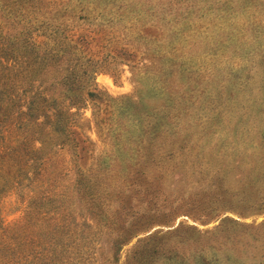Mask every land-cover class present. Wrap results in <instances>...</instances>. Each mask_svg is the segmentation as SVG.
Masks as SVG:
<instances>
[{
	"label": "rangeland",
	"instance_id": "374dc122",
	"mask_svg": "<svg viewBox=\"0 0 264 264\" xmlns=\"http://www.w3.org/2000/svg\"><path fill=\"white\" fill-rule=\"evenodd\" d=\"M25 6L12 15L76 44L98 101L61 140L35 116L0 115L1 258L162 264L172 246L195 252L182 237L196 228L216 231L200 251L213 264H264V0Z\"/></svg>",
	"mask_w": 264,
	"mask_h": 264
},
{
	"label": "trees",
	"instance_id": "16d2710c",
	"mask_svg": "<svg viewBox=\"0 0 264 264\" xmlns=\"http://www.w3.org/2000/svg\"><path fill=\"white\" fill-rule=\"evenodd\" d=\"M27 1L4 0L0 5L5 11L0 13V115L7 118L10 114L19 112L35 116L36 124H46L44 134L50 139H66L72 132L71 127L80 124V107L87 101H98L94 92H83L84 83L90 79L93 70H90L89 63L81 62L80 57L75 58L76 44L60 33L57 35L56 28L51 27V23L43 19L16 18V15H12L15 7L19 13H23L27 9ZM39 34L42 35L40 39ZM164 108H169V104ZM40 116L44 118L41 122L38 121ZM157 116V121L150 129L155 134H160L167 128L170 117L167 111ZM35 141L42 144L40 138ZM1 154L2 152L0 160L3 159ZM189 229L192 231L186 229L187 236L182 237V240H187L186 251L195 252H178L177 247L172 246L171 253L163 255L166 262L162 264L218 263L217 260L213 259V262L200 254L205 246L213 247L210 242L215 235L212 233L216 231ZM169 233L178 236L180 231L177 228ZM153 254L154 247L146 252V259L150 261ZM1 257L3 256L0 255V264H21ZM38 257H32L36 258L35 264H41ZM127 264H147V260L139 262L132 259Z\"/></svg>",
	"mask_w": 264,
	"mask_h": 264
}]
</instances>
